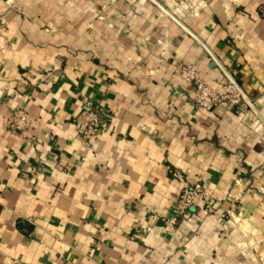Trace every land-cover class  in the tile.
Wrapping results in <instances>:
<instances>
[{
  "label": "crops",
  "instance_id": "crops-1",
  "mask_svg": "<svg viewBox=\"0 0 264 264\" xmlns=\"http://www.w3.org/2000/svg\"><path fill=\"white\" fill-rule=\"evenodd\" d=\"M263 3L0 0V264H264ZM180 63L212 89L224 70L251 107L196 108ZM15 109L36 145L8 130ZM169 170L242 220L196 202L167 228Z\"/></svg>",
  "mask_w": 264,
  "mask_h": 264
},
{
  "label": "built area",
  "instance_id": "built-area-1",
  "mask_svg": "<svg viewBox=\"0 0 264 264\" xmlns=\"http://www.w3.org/2000/svg\"><path fill=\"white\" fill-rule=\"evenodd\" d=\"M173 73L180 82L192 87V101L198 109L212 110L219 106H225L238 114L248 108L246 101L235 87V85L238 87L236 81L228 73L230 79L226 78L225 83L217 89H212L203 82L199 70L191 64H177L174 66ZM80 118L82 125L78 130V136L81 144L87 147L100 134L101 117L96 110L85 106L80 113ZM6 124L12 135L26 140L31 145L37 144V140L29 135L31 121L24 110H13ZM168 173L173 180L181 185V191L177 200V214L164 222L167 228L175 230L180 221L191 223L193 216L190 214V210L196 202L199 203V208L209 216H219L221 219L235 223L242 220V214L238 211L227 210L218 213L219 211L211 205V197L200 184H188L184 176L177 170H169Z\"/></svg>",
  "mask_w": 264,
  "mask_h": 264
},
{
  "label": "water",
  "instance_id": "water-1",
  "mask_svg": "<svg viewBox=\"0 0 264 264\" xmlns=\"http://www.w3.org/2000/svg\"><path fill=\"white\" fill-rule=\"evenodd\" d=\"M224 75L226 76V78L230 79L227 75V73L223 70ZM235 85V84H234ZM236 89L239 91V93L241 94L242 98L246 101L248 107L250 106V103L248 102V100L246 99V97L244 96V94L242 93V91L235 85Z\"/></svg>",
  "mask_w": 264,
  "mask_h": 264
},
{
  "label": "rangeland",
  "instance_id": "rangeland-1",
  "mask_svg": "<svg viewBox=\"0 0 264 264\" xmlns=\"http://www.w3.org/2000/svg\"><path fill=\"white\" fill-rule=\"evenodd\" d=\"M259 10L264 13V3L259 7Z\"/></svg>",
  "mask_w": 264,
  "mask_h": 264
}]
</instances>
